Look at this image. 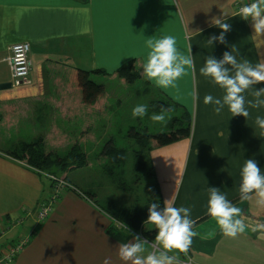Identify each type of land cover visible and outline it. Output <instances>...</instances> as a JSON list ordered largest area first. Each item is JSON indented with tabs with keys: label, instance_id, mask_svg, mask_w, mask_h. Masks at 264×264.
Returning a JSON list of instances; mask_svg holds the SVG:
<instances>
[{
	"label": "crops",
	"instance_id": "obj_1",
	"mask_svg": "<svg viewBox=\"0 0 264 264\" xmlns=\"http://www.w3.org/2000/svg\"><path fill=\"white\" fill-rule=\"evenodd\" d=\"M249 2L0 0V84L11 79L5 60L11 44L27 42L31 61L29 85L0 89V124L10 127L4 128V137L11 136L0 144V240L8 237L0 247L28 237L12 264H102L106 257L111 264H121L118 246L133 237L115 231L112 218L91 199L66 191L44 220L29 214L48 197L50 182L46 189L44 176L7 156L5 150L14 140L30 141L42 135L49 141V134L76 132L89 124L88 119L92 127L103 125L115 103L121 102L108 84L115 82L129 90L115 70L130 60L139 72L138 84L145 83L156 96L174 103L176 113L186 111L192 117L189 136L161 146L151 140L148 153L163 205L189 207L195 221L193 230L198 235L189 252L180 254V264H264V207L255 199L242 200L238 190L245 160H255L264 173V138L258 136L254 123L256 116L264 117V108H249L246 119L230 117L227 109L214 114L213 105H205L203 97H220L222 90L200 74L206 57L220 59L233 46L238 60L246 58L255 65L264 59V53L258 55L253 47L250 21L236 14L238 6ZM221 16L231 30L224 44L210 46L208 38L221 31L211 20ZM162 35L175 36L181 52L191 45L194 60V67L168 89L142 76L146 40ZM77 70L87 71L89 79L103 85L91 104L83 102L82 88L73 80ZM254 87L264 88V83ZM245 96L252 98L250 91ZM210 187L219 189L242 211L246 227L235 238L225 237L206 212ZM147 225L143 223L139 230L144 235L154 231ZM209 231H215V236L203 238Z\"/></svg>",
	"mask_w": 264,
	"mask_h": 264
},
{
	"label": "clouds",
	"instance_id": "obj_2",
	"mask_svg": "<svg viewBox=\"0 0 264 264\" xmlns=\"http://www.w3.org/2000/svg\"><path fill=\"white\" fill-rule=\"evenodd\" d=\"M241 19L250 21L252 28L251 40L257 54L264 53V0H251L244 4L236 13ZM211 25L219 28V35H211L208 45L224 44L225 34L231 30V25L225 22L224 16L213 17ZM191 45L187 52H181L177 40L172 35H162L146 40V59L142 65V76L161 89L174 87L177 80L185 76L194 67ZM236 53V54H234ZM238 49L235 46L225 51L220 59L209 56L200 68V74L213 86L222 90L220 97L211 94L203 97L205 105H213V112L221 115L227 109L230 117L250 116L249 108H264V88L255 89V85L264 83V59L255 65L246 58L237 59ZM251 99H246L249 92ZM171 109H162L160 114H153L154 122H164L165 113ZM148 112L146 104H140L132 109L133 117H143ZM258 128V136L264 138V117L256 116L254 120ZM239 193L242 200L255 199V203L264 207V173L257 162L247 159L239 171ZM209 198L206 212L215 221L225 237L235 238L245 230V223L240 218L242 211L215 187L208 188ZM144 223L155 230L154 239L149 241L139 234H133L131 241L118 246L117 257L121 264H180V254H187L193 238L198 235L193 230L195 221L191 218V208L176 207L171 202H165L163 207L157 203L148 206V214ZM126 230L127 226L122 225ZM215 231H209L206 237L215 236ZM150 247V251L148 248ZM102 264H111V258L106 257Z\"/></svg>",
	"mask_w": 264,
	"mask_h": 264
},
{
	"label": "rangeland",
	"instance_id": "obj_3",
	"mask_svg": "<svg viewBox=\"0 0 264 264\" xmlns=\"http://www.w3.org/2000/svg\"><path fill=\"white\" fill-rule=\"evenodd\" d=\"M108 87L111 92H114L115 99H120L121 101L120 103L115 101V108L110 119L105 120L103 125L102 123H98L96 127H92L91 120L88 119L87 122L89 124L84 126L81 130L77 128L76 132L70 133L68 131H61L60 135L57 133L49 134V141H44L45 146L46 149L50 148L59 153H64L71 144L77 143L86 157V164L82 167L69 168L65 171L66 173L61 171L60 173L66 174L67 181L77 183L80 189L92 192L97 204L104 205L105 202H114L116 205L125 204L144 207L148 205L147 201L149 199L156 198V189L155 186L152 185L153 181H156V178L154 177L153 180L152 176L146 174V170H134L133 164L135 158L133 156V151L138 145L135 144L133 135L128 134L127 131L130 127H134L135 131H139V129H144L145 127V129L151 133L163 131L169 128L171 122V127L175 129L177 125L173 122L172 118L175 115H179L181 112L179 111L176 113L174 110H170L165 113L166 119L164 122H154L151 116L161 113V111H155L152 104L153 100L158 98V95L156 96L154 92L148 91L147 93H143V89L146 87L145 83L138 84L136 81L135 83L129 84L128 91L115 82L108 84ZM137 90L142 91L137 92ZM140 104H146L148 106L147 114L143 117H133L132 109ZM57 127L58 126H51L50 128L57 130ZM4 128L9 130L10 127H3V125L0 124V144L3 143V139L6 140L7 138L10 140L11 138V136L4 137ZM58 128L63 130L62 127ZM40 129L42 128L40 127ZM68 129L71 130L67 127L66 130ZM72 129H75V127H72ZM91 130L96 133L93 137ZM42 137L44 138V136ZM58 137L61 139L59 140ZM19 139H22L21 136H19ZM21 141L14 140L8 143H14V145L7 147L6 151L12 150L14 146ZM107 141H110V143L112 142L113 145L124 150L125 159L111 166L109 168L111 172L103 168L107 161V157L101 153L102 147ZM141 150L144 154L145 147L142 146ZM19 162L25 165V161ZM32 169L39 173L37 169ZM141 172V176L137 177ZM49 179L50 178L44 174L46 189ZM66 191L67 190H63L61 195H64ZM49 192H51V189H49ZM105 206L108 208L107 204H105ZM148 226L151 227L150 225H147V227ZM115 227L117 229L123 228L120 223L116 222ZM136 234L143 235L141 231L136 232ZM7 238L8 237L4 236V240H0V244ZM150 250L149 247L148 251Z\"/></svg>",
	"mask_w": 264,
	"mask_h": 264
},
{
	"label": "trees",
	"instance_id": "obj_4",
	"mask_svg": "<svg viewBox=\"0 0 264 264\" xmlns=\"http://www.w3.org/2000/svg\"><path fill=\"white\" fill-rule=\"evenodd\" d=\"M95 72L104 73L102 70H96ZM115 74L122 78L126 83L132 84L136 80L140 78L139 72L135 68L134 61L130 60L127 63L121 64L115 70ZM74 82L82 88V100L86 104L93 103L98 96L103 92V85L97 84L88 77V72L84 70H77L73 77ZM140 90V89H139ZM137 90V92H141ZM152 92L149 87H145L143 89V93ZM153 108L155 111H161L162 109H174V103L170 102L168 99L158 97L156 100H153ZM173 122L177 125L175 129L171 127L172 122L169 124V128L163 131L158 132H149L145 129H139V131H135L134 127H130L127 131L128 134L133 135L135 144L138 147L134 149V170H146V174L152 176L154 180V170L152 163L149 159V150L150 140H154V142L161 146L172 143L179 138L189 136L192 125V117L186 111H182L179 115H175L172 118ZM146 130V131H145ZM17 145V146H16ZM14 148L10 151H6L5 154L7 156L12 157L16 161L24 162L25 166L28 168H35L38 170V174L44 176L45 175H56L61 177L62 180L66 183L63 185V190L72 191L78 196L85 197L87 199H91L95 204H97L95 198L92 195V192L89 190L80 189L77 186V183H73L67 181V175L60 173L67 171L69 168L82 167L86 164V157L84 153L81 151L80 147L77 143H73L70 147L64 152L59 153L53 149H46L44 138L42 136H38L30 141H21L16 144ZM145 147V152L143 154L141 147ZM138 148V149H137ZM47 150V151H46ZM104 156L107 157V161L105 162L103 168L111 172L109 169L111 166L115 165L117 162L122 161L124 158V150L120 147H116L115 145L107 141L102 147V152ZM108 165V166H107ZM142 172L137 175L140 177ZM48 177V176H47ZM50 189L48 197L43 203H40L39 206L35 209L34 212L28 211L29 214L36 215L40 205L46 203L48 200L50 202L51 194L53 195L52 188L54 182L49 179ZM156 189V198L149 199L147 201V206H135V205H116L114 202H105L104 205H99V208L102 209L105 213L108 214L112 218V223H120L121 225L125 224L127 226V230L123 227L117 229L113 224V229L115 231H119L121 235L126 238L133 237V234L138 232L141 229L142 224L145 222L148 214V206L152 203H157L160 207H163L162 199L158 193V188L156 181H153V184ZM62 191L57 194L55 199L50 205V211L52 210V206H54V202L61 196ZM107 204L108 208L105 206ZM32 212V213H31ZM27 213V212H26ZM25 213V214H26ZM48 214L43 219H38L35 216L37 221L44 220ZM111 228V227H110ZM110 231V230H109ZM142 237L152 240L154 239L155 230L149 231L147 233L142 232ZM22 236V235H21ZM23 237V236H22ZM22 237L16 238L14 241L9 242L10 244L16 242ZM115 237L118 238V233L115 232Z\"/></svg>",
	"mask_w": 264,
	"mask_h": 264
},
{
	"label": "built area",
	"instance_id": "obj_5",
	"mask_svg": "<svg viewBox=\"0 0 264 264\" xmlns=\"http://www.w3.org/2000/svg\"><path fill=\"white\" fill-rule=\"evenodd\" d=\"M242 6L237 7V11ZM30 52V45L27 42H15L10 45L9 47V54L5 58L9 70H10V86L11 88H18L21 86L29 85V73H30V66L31 61L29 58ZM50 180L54 182L51 194L50 202L49 200L40 205L37 213L36 218L43 219L50 210V205L59 194L62 189L64 188L63 185L66 183L62 180L61 177L56 175H47ZM28 241V237H22L16 242L7 243L0 247V264H12L18 255V253L22 250L26 242Z\"/></svg>",
	"mask_w": 264,
	"mask_h": 264
},
{
	"label": "water",
	"instance_id": "obj_6",
	"mask_svg": "<svg viewBox=\"0 0 264 264\" xmlns=\"http://www.w3.org/2000/svg\"><path fill=\"white\" fill-rule=\"evenodd\" d=\"M10 82H6V83H1L0 84V89H8L10 88Z\"/></svg>",
	"mask_w": 264,
	"mask_h": 264
}]
</instances>
